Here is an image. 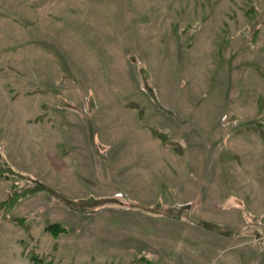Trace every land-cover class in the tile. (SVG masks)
Listing matches in <instances>:
<instances>
[{
    "label": "rangeland",
    "instance_id": "obj_1",
    "mask_svg": "<svg viewBox=\"0 0 264 264\" xmlns=\"http://www.w3.org/2000/svg\"><path fill=\"white\" fill-rule=\"evenodd\" d=\"M0 166V264H264V0H0Z\"/></svg>",
    "mask_w": 264,
    "mask_h": 264
},
{
    "label": "trees",
    "instance_id": "obj_2",
    "mask_svg": "<svg viewBox=\"0 0 264 264\" xmlns=\"http://www.w3.org/2000/svg\"><path fill=\"white\" fill-rule=\"evenodd\" d=\"M9 168H5L3 166H0V180L1 179H8L9 176L12 174L11 172H9ZM45 190V187L43 186H38V189H36L35 191H42ZM10 200H12V194L10 195L9 199L6 201L7 203L10 202ZM46 231L52 233V234H58L63 232V229H61L59 227V225L57 224H50L46 226Z\"/></svg>",
    "mask_w": 264,
    "mask_h": 264
}]
</instances>
